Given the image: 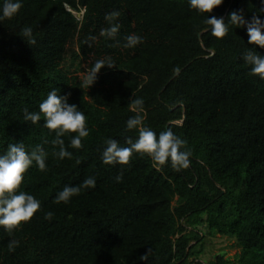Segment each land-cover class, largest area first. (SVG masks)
Masks as SVG:
<instances>
[{
  "label": "trees",
  "instance_id": "trees-1",
  "mask_svg": "<svg viewBox=\"0 0 264 264\" xmlns=\"http://www.w3.org/2000/svg\"><path fill=\"white\" fill-rule=\"evenodd\" d=\"M19 13L0 21V155L10 143L46 154L45 170L35 163L21 189L40 202L33 217L11 232L0 226V264H264V79L250 74L244 27L228 22L240 10L246 19L264 17L260 0H223L209 15L224 17L226 35L213 36L207 13L187 0H21ZM119 16L114 38L105 15ZM31 27L36 40L20 36ZM142 42L124 47V37ZM94 37V39H92ZM98 59H111L91 87L78 72ZM55 89L83 112L89 135L79 149L61 137L70 157L59 158L55 130L24 120V110ZM143 100V125L159 134L171 128L186 141L190 166L153 167L134 152L128 165L101 160L104 141L121 147L138 132L126 130ZM121 176L119 182L115 180ZM88 177L67 203L56 202L64 186ZM51 213L46 218V214ZM232 237L235 259L203 258L211 238ZM10 240L17 241L9 250Z\"/></svg>",
  "mask_w": 264,
  "mask_h": 264
},
{
  "label": "clouds",
  "instance_id": "clouds-1",
  "mask_svg": "<svg viewBox=\"0 0 264 264\" xmlns=\"http://www.w3.org/2000/svg\"><path fill=\"white\" fill-rule=\"evenodd\" d=\"M190 9L198 13H207L204 18V24L209 26L211 34L217 38L226 35L227 25L224 17L209 15L213 9L223 3V0H187ZM264 4V0H260ZM22 7L21 0H0V21L11 19L16 16ZM264 12V8H261ZM119 16V12L113 11L105 15L110 27L101 29V36L114 38L119 31V24L113 23V20ZM228 22L237 27H244L248 36V43L264 48V17L254 16L246 19L240 10H233L229 13ZM20 36L29 45H34L36 40L33 36L31 27L21 29ZM94 39V37L92 38ZM124 47L134 48L142 42V37L130 34L124 37ZM242 59L249 64L250 74L259 75L264 79V55H257L249 50L242 54ZM107 66L112 68L114 63L111 59H98L92 66L85 70V75L81 81V87H91L98 78V73ZM130 110L135 115L129 117L125 122L126 130L135 129L138 136L135 142L130 139L126 141L130 146L121 147L113 138L104 141L106 145L102 151L101 160L107 165H128L130 157L134 152L146 154L152 161L153 167L159 170L160 166L169 164L174 170L180 171L190 166V150L185 148L186 141L176 136L171 128L155 133L149 127L143 125V100L136 98L131 101ZM45 120L44 127L49 130H55V139L53 145L59 146V158L70 157L71 153L66 151L64 140L61 137L66 134L75 133L70 136L69 146L79 149L82 138L89 135L86 127V120L83 112L79 111L75 104L68 103V94H58L55 89L49 91L45 99L39 103V111L24 110V120L37 124ZM46 154L43 149L37 147L31 152L25 150L21 142L10 143L6 152L0 155V226L6 231L11 232L18 228L22 222L29 221L34 213L40 209V202L32 195L27 194L21 189L24 174L35 163L40 170H45ZM120 175L115 177L119 182ZM96 181L88 177L77 186H64L56 196V202L67 203L70 197L79 193L81 188H94ZM51 213L46 214V218ZM17 241L10 240L9 250H13Z\"/></svg>",
  "mask_w": 264,
  "mask_h": 264
},
{
  "label": "rangeland",
  "instance_id": "rangeland-1",
  "mask_svg": "<svg viewBox=\"0 0 264 264\" xmlns=\"http://www.w3.org/2000/svg\"><path fill=\"white\" fill-rule=\"evenodd\" d=\"M82 68L83 69L78 72L81 79H83L85 75V70L88 69V64L83 63ZM239 252L240 247L234 238L217 234L210 239L207 251L203 258L209 260L216 254H223L225 257L234 260Z\"/></svg>",
  "mask_w": 264,
  "mask_h": 264
}]
</instances>
